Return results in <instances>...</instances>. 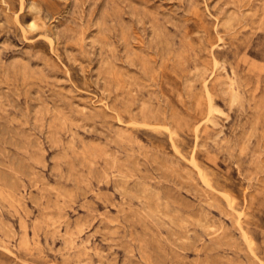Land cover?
Returning a JSON list of instances; mask_svg holds the SVG:
<instances>
[{
  "label": "rangeland",
  "instance_id": "1",
  "mask_svg": "<svg viewBox=\"0 0 264 264\" xmlns=\"http://www.w3.org/2000/svg\"><path fill=\"white\" fill-rule=\"evenodd\" d=\"M0 264H264V0H0Z\"/></svg>",
  "mask_w": 264,
  "mask_h": 264
},
{
  "label": "bare ground",
  "instance_id": "2",
  "mask_svg": "<svg viewBox=\"0 0 264 264\" xmlns=\"http://www.w3.org/2000/svg\"><path fill=\"white\" fill-rule=\"evenodd\" d=\"M6 243V242H5Z\"/></svg>",
  "mask_w": 264,
  "mask_h": 264
}]
</instances>
